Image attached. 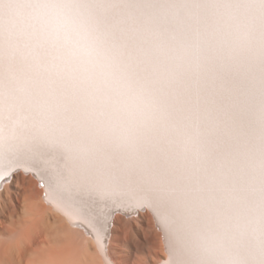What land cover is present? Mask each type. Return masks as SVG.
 <instances>
[{
  "label": "bare ground",
  "instance_id": "bare-ground-1",
  "mask_svg": "<svg viewBox=\"0 0 264 264\" xmlns=\"http://www.w3.org/2000/svg\"><path fill=\"white\" fill-rule=\"evenodd\" d=\"M0 264H264V0H0Z\"/></svg>",
  "mask_w": 264,
  "mask_h": 264
},
{
  "label": "rangeland",
  "instance_id": "rangeland-1",
  "mask_svg": "<svg viewBox=\"0 0 264 264\" xmlns=\"http://www.w3.org/2000/svg\"><path fill=\"white\" fill-rule=\"evenodd\" d=\"M18 170L19 169H16L15 171L16 172H18ZM37 179V178H36ZM35 178H34V180H36ZM39 184H40V186H42V182H39ZM141 212H145V208L143 207L142 209H141ZM113 214H116V212H114ZM139 220V221H138ZM137 221V223L138 224H140L141 226H142V228H144L145 229V240L147 239V241H148V245H147V248H146V250H147V252L149 251V249L150 248H153V244H151L150 242L151 241H153L154 240V234L153 233H151V232H148L147 231V229H148V227H147V224H151L153 227V231L155 230V232H157L158 234V237L160 238V239H163V234H162V231L160 230V227L159 226H157V223H156V221H155V219H154V217H153V214H152V212H145V217H140L139 219H138ZM156 224V226H154ZM155 227V228H154ZM160 230V231H159ZM160 232V233H159ZM162 235V236H160V235ZM146 252V251H145Z\"/></svg>",
  "mask_w": 264,
  "mask_h": 264
}]
</instances>
